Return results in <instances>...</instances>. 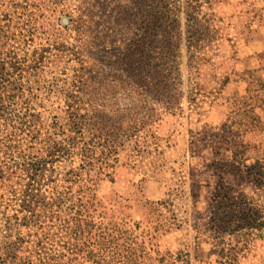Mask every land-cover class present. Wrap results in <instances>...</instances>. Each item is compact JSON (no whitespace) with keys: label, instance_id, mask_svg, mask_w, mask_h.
<instances>
[{"label":"rangeland","instance_id":"374dc122","mask_svg":"<svg viewBox=\"0 0 264 264\" xmlns=\"http://www.w3.org/2000/svg\"><path fill=\"white\" fill-rule=\"evenodd\" d=\"M236 1H169L166 102L123 90L135 0H0V264H264V0Z\"/></svg>","mask_w":264,"mask_h":264},{"label":"trees","instance_id":"16d2710c","mask_svg":"<svg viewBox=\"0 0 264 264\" xmlns=\"http://www.w3.org/2000/svg\"><path fill=\"white\" fill-rule=\"evenodd\" d=\"M170 0H135L137 16L141 17V27L144 31V37L139 40L127 39L125 42L124 52L117 59V66L121 68V72L124 73L121 81L128 83L131 87H125L123 90L126 92H134L142 89L144 94L153 97H160L167 101L170 99L179 100L181 94L178 90V83L181 81V74L179 68L178 59L180 58L179 44H180V29L176 21L171 18V10L169 9ZM191 18V17H190ZM128 31L132 33L130 29ZM192 27H190L191 34ZM162 33L160 40L157 39L158 34ZM193 35V34H192ZM202 39L190 36L188 43H190V49H199L202 44ZM160 43L159 45H157ZM159 46L161 53L156 58L149 55V49L155 46ZM156 48V47H155ZM102 59L107 60L111 65L112 58H115L111 50L101 49ZM79 53V52H78ZM79 56L82 55L79 53ZM192 60L197 59L196 54H191ZM106 77L104 74H99ZM110 75L108 74L107 78ZM110 79V78H109ZM114 79H116L114 77ZM90 79H79L76 87L81 89H88ZM114 80L109 82L112 85ZM100 87H103L101 84ZM124 92V91H123ZM150 96V97H151ZM179 98V99H178ZM88 116V114H86ZM99 121V122H98ZM97 119L96 129L97 133H100L103 123ZM96 137V136H95ZM12 254V253H11ZM14 257V254L12 255Z\"/></svg>","mask_w":264,"mask_h":264},{"label":"crops","instance_id":"0c3cea01","mask_svg":"<svg viewBox=\"0 0 264 264\" xmlns=\"http://www.w3.org/2000/svg\"><path fill=\"white\" fill-rule=\"evenodd\" d=\"M245 2V0H238L236 2H233L234 4L232 5V7L239 10L236 13V16L232 19L235 25H238V23L240 24L241 20H243L244 17L247 18V13L245 12L247 8L255 7L251 6L250 4H246ZM260 8L262 9V16L260 17L259 22H262V24L264 25V5L261 4ZM242 10H244V12ZM260 35L264 37V26H262V29L260 30Z\"/></svg>","mask_w":264,"mask_h":264}]
</instances>
